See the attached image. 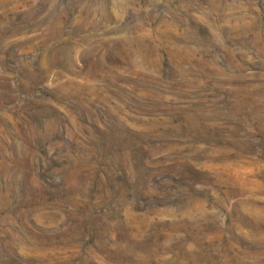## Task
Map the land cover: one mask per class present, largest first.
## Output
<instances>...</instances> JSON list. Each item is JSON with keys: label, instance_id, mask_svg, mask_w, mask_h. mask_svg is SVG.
I'll use <instances>...</instances> for the list:
<instances>
[{"label": "rangeland", "instance_id": "374dc122", "mask_svg": "<svg viewBox=\"0 0 264 264\" xmlns=\"http://www.w3.org/2000/svg\"><path fill=\"white\" fill-rule=\"evenodd\" d=\"M0 264H264V0H0Z\"/></svg>", "mask_w": 264, "mask_h": 264}]
</instances>
